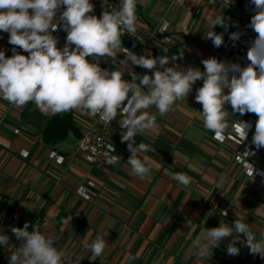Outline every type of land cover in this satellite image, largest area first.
Masks as SVG:
<instances>
[{
	"label": "crops",
	"instance_id": "1",
	"mask_svg": "<svg viewBox=\"0 0 264 264\" xmlns=\"http://www.w3.org/2000/svg\"><path fill=\"white\" fill-rule=\"evenodd\" d=\"M204 0H138L137 30L130 35L131 50L137 55L155 58L167 55L178 58L168 67H194L204 71L203 59L215 57L226 62V54L206 39L209 23L216 12ZM201 8V15L194 11ZM63 11V8L60 9ZM59 15V13H58ZM170 23V43L163 44L157 32L159 23ZM185 26V32L180 28ZM213 31L226 36L225 27ZM8 33L0 32V50L10 47ZM67 33L57 36L59 48L65 45ZM182 55V58H180ZM124 58L120 53L116 63ZM92 61V58H88ZM112 58L103 57L100 67L110 66ZM140 75L151 71L129 66ZM124 75V79L126 78ZM198 80L183 100L161 116L155 107L157 127L140 133L143 142L155 151L138 153L148 156L151 171L144 180L132 174L127 163V142L121 143L122 129L117 116L110 124L109 140L120 163L114 168L98 170L85 164L76 152L75 138L44 144L42 131L54 115L42 112L33 102L23 109L9 104L0 95V232L9 236V248L0 246V264H8L11 251L20 246L11 228L25 223L38 225L58 238V249L81 257L79 264H264L260 256L251 255L248 247L238 242L239 255L229 256L227 246L234 237L221 241L212 254L198 258L191 245L201 231L230 226L236 219L249 224L260 236L264 233V181L248 177L236 158L246 146H235L228 140L214 138L203 124L202 105L195 100ZM229 126L223 136L232 135V126L246 121L250 113H233L229 104ZM80 136L90 126L92 117L72 110ZM17 131V133H15ZM54 152L64 158L60 165L49 158ZM25 153L23 157L21 154ZM264 173V159L258 168ZM176 173L191 177L184 186L173 179ZM94 182L89 188L90 200L76 195V190ZM226 214V215H225ZM102 235L106 241L103 254L93 256L85 245ZM243 241V237L240 238Z\"/></svg>",
	"mask_w": 264,
	"mask_h": 264
},
{
	"label": "clouds",
	"instance_id": "2",
	"mask_svg": "<svg viewBox=\"0 0 264 264\" xmlns=\"http://www.w3.org/2000/svg\"><path fill=\"white\" fill-rule=\"evenodd\" d=\"M224 2L230 4L232 0ZM250 3L254 15L246 27L257 35L246 53L247 66L212 57L202 60L204 71H201L194 67H168L170 61L177 60L176 55L153 58L137 55L122 46V36L137 30L138 0H120L117 8L103 11L99 18L91 14L94 5L90 0H0V32L9 34L8 43L13 46L11 57L0 50V95L18 109L29 102L44 113L59 114L75 109L92 118L99 116L106 124L119 116L123 130L121 143L127 142L130 152L127 163L132 174L144 180L151 171L149 158L146 155L140 158L138 153L155 149L143 142L137 144L136 137L157 127L156 116L149 109L155 107L164 116L202 80L203 86L196 89L195 100L202 105L199 113L204 127L220 140L229 126L226 104L241 116L254 113L258 120L252 144L260 150L264 148V0H250ZM210 4H215V0H210ZM168 26L165 21L163 30ZM216 26L229 25L222 15H217L208 25L206 39L220 48L224 39L213 31ZM58 30L67 33L62 49L57 47L58 39L53 35ZM242 34L237 31L229 35L233 47ZM17 48L28 55L20 54ZM120 53L125 55L115 70L100 67L101 58H112L115 63ZM130 65L150 70L152 74L140 75L131 71ZM126 72L130 80L123 78ZM234 128L244 141L252 125L239 121ZM247 168L251 178L264 175L248 162ZM173 179L184 186L191 183V177L184 173L174 174ZM29 227L25 223L22 228H11L21 243L11 251L8 264H79L81 257L73 259L72 253L58 249L57 237L38 225L32 226V231ZM229 237H234L227 246L229 256L239 255L236 244L242 242L251 255L264 259V233L257 237L241 219L231 226L221 222L218 227L201 231L191 247L198 258H205ZM9 239L0 232V246L9 248ZM105 247L106 241L99 234L85 245L93 256L102 255Z\"/></svg>",
	"mask_w": 264,
	"mask_h": 264
},
{
	"label": "built area",
	"instance_id": "3",
	"mask_svg": "<svg viewBox=\"0 0 264 264\" xmlns=\"http://www.w3.org/2000/svg\"><path fill=\"white\" fill-rule=\"evenodd\" d=\"M90 2L94 5V11L91 14L96 15L99 18L103 11H111L113 8H117L120 0H90ZM229 2H231V0H229ZM204 3L205 4L203 5H207V7L216 12V16L222 15L223 17H225L226 23L229 25L225 28L226 36L224 39V44L221 46V50L226 54V62L239 63L242 67L247 66L248 61L246 59V53L251 41L254 40L257 35L251 28L246 27L250 24L251 17L252 15H254V6L250 3V0H232L230 4L225 3L224 0H215V4H210V0H204ZM193 14L195 17H199L201 15V8L196 9ZM136 15L138 17L137 12ZM164 22L165 21L162 20L159 23L157 32L162 36L161 42L167 45L168 43H170L169 32L171 29V25L166 21L169 26L165 31L163 30ZM233 23L237 24L238 26H232ZM186 29L187 28L183 26L180 28V31L185 32ZM60 31L61 30L54 32L53 35L57 38ZM237 31L242 32L243 34L241 35L240 40L237 42L236 46L233 47L232 41L229 39V35ZM130 35L131 33H126L121 38L122 46L128 48L129 50H131ZM12 48L13 46L5 48V54L7 57L12 56ZM17 52H20V54L26 56L28 55V53L23 52L19 48H17ZM110 66L114 69L118 67L117 63H113V61L110 62ZM126 78L128 80L131 79V77L127 74ZM257 120L258 116L254 113H250V116L247 118L246 122H249L252 125V128L248 132L246 140L243 141L240 135L235 131V124L232 126L233 134L223 136V139H220L221 142L224 140H228L237 147L243 148L246 146L245 151L241 152L240 155L236 158V162L244 169L245 174L248 177L250 176L247 174V162L252 164L258 172L263 173L258 168L264 159V148L256 150L255 146L252 144V137L255 132V124ZM109 127L110 124H106L101 121L99 119V116L92 118L90 126L84 130L82 136L77 141L76 152L82 157L86 165L94 167L98 170H102L105 168H114L120 163V160L117 157L115 151L112 150L115 148L108 138L110 134ZM15 133H17V131ZM21 155L24 157L25 153H22ZM49 158L58 165L64 162V158L58 156L54 152L49 153ZM255 176L261 178V180L264 181V175ZM86 185V188L80 187L76 190L75 193L79 198L85 201H89L90 194L88 193V189L94 188L95 184L94 182L89 181Z\"/></svg>",
	"mask_w": 264,
	"mask_h": 264
},
{
	"label": "trees",
	"instance_id": "4",
	"mask_svg": "<svg viewBox=\"0 0 264 264\" xmlns=\"http://www.w3.org/2000/svg\"><path fill=\"white\" fill-rule=\"evenodd\" d=\"M69 132L75 138L80 139V134L75 127L72 110L64 113L54 114L46 123L42 131V141L44 144H54L66 139Z\"/></svg>",
	"mask_w": 264,
	"mask_h": 264
}]
</instances>
